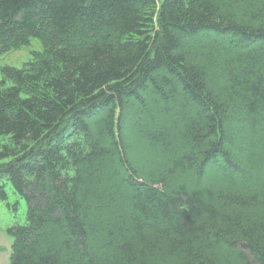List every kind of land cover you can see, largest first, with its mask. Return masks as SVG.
<instances>
[{
    "label": "trees",
    "instance_id": "1",
    "mask_svg": "<svg viewBox=\"0 0 264 264\" xmlns=\"http://www.w3.org/2000/svg\"><path fill=\"white\" fill-rule=\"evenodd\" d=\"M9 264H264V0H0Z\"/></svg>",
    "mask_w": 264,
    "mask_h": 264
},
{
    "label": "rangeland",
    "instance_id": "2",
    "mask_svg": "<svg viewBox=\"0 0 264 264\" xmlns=\"http://www.w3.org/2000/svg\"><path fill=\"white\" fill-rule=\"evenodd\" d=\"M40 42L33 38L29 45L18 50H13L0 56V68L6 65L22 67L33 58L32 52H41ZM7 193V200H0V264H9L11 237L7 229L15 224H21L25 220L26 203L13 190L9 182H3Z\"/></svg>",
    "mask_w": 264,
    "mask_h": 264
}]
</instances>
